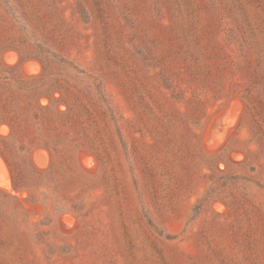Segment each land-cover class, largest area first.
Returning <instances> with one entry per match:
<instances>
[{
	"label": "rangeland",
	"instance_id": "374dc122",
	"mask_svg": "<svg viewBox=\"0 0 264 264\" xmlns=\"http://www.w3.org/2000/svg\"><path fill=\"white\" fill-rule=\"evenodd\" d=\"M1 70L0 264H264V0H0Z\"/></svg>",
	"mask_w": 264,
	"mask_h": 264
},
{
	"label": "trees",
	"instance_id": "16d2710c",
	"mask_svg": "<svg viewBox=\"0 0 264 264\" xmlns=\"http://www.w3.org/2000/svg\"><path fill=\"white\" fill-rule=\"evenodd\" d=\"M15 48V47H14ZM17 49V48H16ZM5 69H10V68H5ZM3 70L0 71V73L2 72ZM2 78L3 79H6L7 83L8 84H18L15 88H17V90L21 91V92H25V91H30V88H28V86H30L33 82V80H35L36 77H30L29 79H25V83H29L28 85H26L24 82H18V81H15L13 76L10 75L9 72H6L4 73V75H2ZM17 79H22L21 77H16ZM14 80V81H13ZM27 86V87H26ZM12 95V94H11ZM11 98V97H10ZM38 105H40L41 107H46V105H43L40 103V99L38 101ZM58 111L59 112H63L62 110H60L58 107H57ZM1 124H7L11 129H12V132L15 131V126L13 123H11L10 121H1L0 122V125ZM57 145V143H54ZM50 145L48 143H44L42 142L41 144H39V147H44V148H47V150H49V152L51 153V164L54 163V152H56V148L54 147L55 145ZM8 149H4L0 146V153L3 155V157L5 158L6 162L8 163V166L10 167V170H11V173L12 175H14V169H13V164L11 162V159H10V156H9V153H8ZM96 157L98 158V160H100V156H99V153L94 151ZM14 187L19 189V187L16 185L15 181H14ZM0 194L7 197V198H11V199H14L15 202L17 203V205L21 208H23L25 210V207L24 205L20 202L19 198L14 196V195H11L9 193H6L4 192L3 190L0 189Z\"/></svg>",
	"mask_w": 264,
	"mask_h": 264
},
{
	"label": "water",
	"instance_id": "95a60500",
	"mask_svg": "<svg viewBox=\"0 0 264 264\" xmlns=\"http://www.w3.org/2000/svg\"><path fill=\"white\" fill-rule=\"evenodd\" d=\"M0 157L3 159V161L6 162L5 158L3 157V155L0 153ZM2 176V172L0 171V177Z\"/></svg>",
	"mask_w": 264,
	"mask_h": 264
},
{
	"label": "bare ground",
	"instance_id": "6f19581e",
	"mask_svg": "<svg viewBox=\"0 0 264 264\" xmlns=\"http://www.w3.org/2000/svg\"><path fill=\"white\" fill-rule=\"evenodd\" d=\"M1 170V169H0ZM4 174H5V172H4ZM5 176V175H4ZM5 177H3V179H4ZM0 180H2V176L0 177Z\"/></svg>",
	"mask_w": 264,
	"mask_h": 264
}]
</instances>
